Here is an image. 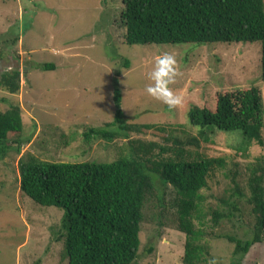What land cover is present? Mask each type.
Listing matches in <instances>:
<instances>
[{
	"label": "rangeland",
	"instance_id": "obj_1",
	"mask_svg": "<svg viewBox=\"0 0 264 264\" xmlns=\"http://www.w3.org/2000/svg\"><path fill=\"white\" fill-rule=\"evenodd\" d=\"M122 1L0 0V72L12 67L20 70L17 94L0 89V109L18 105L23 121L22 132L9 135V139L23 141L20 150L13 144L0 159V264H67L63 242L56 240L63 210L40 206L20 192L18 161L22 155L71 163L133 156L148 167L173 159L180 148L187 159L221 157L225 166L215 169L209 187L201 190L206 197L205 212L216 206V196L227 194L229 171H236L245 190L246 166L263 155L262 148L254 142L247 144L240 131L211 126L200 138V127L190 125L186 117L192 104L212 107L218 92L249 86L261 91L264 115L260 43L129 45L124 41ZM164 53L175 57L177 75L170 88L182 97V103L173 109L145 91L155 60ZM126 60L128 67H124ZM43 63H52L54 69L36 68ZM115 87L121 92L128 123L161 125L164 134L134 132L113 141L85 143L82 133L87 127L113 120ZM190 137L198 141L185 144ZM151 143L156 147L148 148ZM134 146L141 150L134 153L138 148ZM151 177L155 191L143 209L140 246L133 264H182L185 235L176 229L174 209L169 207L174 191L170 185H160L156 175ZM161 196L164 210L157 201ZM248 220L234 228L223 222L217 230L243 236ZM208 242L207 264H228L233 244L223 238H209ZM150 245L154 249L148 253ZM243 264H264V240L250 248Z\"/></svg>",
	"mask_w": 264,
	"mask_h": 264
},
{
	"label": "trees",
	"instance_id": "obj_2",
	"mask_svg": "<svg viewBox=\"0 0 264 264\" xmlns=\"http://www.w3.org/2000/svg\"><path fill=\"white\" fill-rule=\"evenodd\" d=\"M121 20L126 44H214L232 42L260 43V74L264 81V0H123ZM126 60L124 67H128ZM36 68L52 70V63ZM0 89L17 94L20 70L12 67L0 72ZM114 117L102 126L83 131L85 143L113 141L129 133L163 135L157 124L128 123L121 106V92H113ZM261 91L256 86L220 91L213 106L192 104L187 121L201 130L214 126L220 131H240L247 144L254 142L263 155L245 168L246 189H242L236 171H229L231 187L227 194L216 196V206L203 211L205 195L212 173L225 166L221 157L197 155L184 157L180 148L173 159L154 162L148 167L136 157L122 156L109 162H50L22 155L18 161L19 190L40 206L63 210L60 232L67 264H133L138 256L143 209L155 191L151 175L160 185H170L174 196L176 229L185 235L182 264H207L210 256L208 239L223 238L233 244L228 264H243L250 248L264 240V136ZM23 129L22 110L18 105L0 109V159L12 149L20 150L23 141L9 139ZM28 141V140H26ZM190 137L187 142L195 144ZM131 143V142H129ZM179 145L184 143L179 141ZM134 151L138 153L140 146ZM156 147L154 143L148 148ZM143 152H149L144 150ZM150 174V175H149ZM164 210L163 196L157 199ZM162 204V205H161ZM210 216V219L207 216ZM162 215L160 214V217ZM248 220L243 236L217 230L223 222L234 228ZM210 227H207V223ZM162 225L163 222H158ZM154 249L148 248V253Z\"/></svg>",
	"mask_w": 264,
	"mask_h": 264
},
{
	"label": "clouds",
	"instance_id": "obj_3",
	"mask_svg": "<svg viewBox=\"0 0 264 264\" xmlns=\"http://www.w3.org/2000/svg\"><path fill=\"white\" fill-rule=\"evenodd\" d=\"M175 65V57L171 54L164 53L157 57L153 70L148 75L151 83L145 88L149 96L167 105L169 109L182 103V97L173 93L170 88L177 75Z\"/></svg>",
	"mask_w": 264,
	"mask_h": 264
},
{
	"label": "water",
	"instance_id": "obj_4",
	"mask_svg": "<svg viewBox=\"0 0 264 264\" xmlns=\"http://www.w3.org/2000/svg\"><path fill=\"white\" fill-rule=\"evenodd\" d=\"M25 75V74H24Z\"/></svg>",
	"mask_w": 264,
	"mask_h": 264
}]
</instances>
